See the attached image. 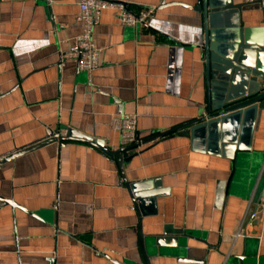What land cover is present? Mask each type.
Masks as SVG:
<instances>
[{"label": "crops", "instance_id": "1", "mask_svg": "<svg viewBox=\"0 0 264 264\" xmlns=\"http://www.w3.org/2000/svg\"><path fill=\"white\" fill-rule=\"evenodd\" d=\"M119 2L133 13L156 11L136 27L103 11L93 33L99 65L88 76L60 59L81 33L78 0H0V159L42 141L47 128L74 130L112 152L120 148L113 116L137 115L141 141L201 116L203 26L189 8L196 0ZM242 16L244 27H264V2ZM130 154L126 181L159 192L136 205L115 160L85 143L54 142L1 163L0 198L13 205L0 199V264H140L142 251L151 264H264L263 210L236 237L248 203L256 209L264 110L250 153L234 160L194 151L177 134Z\"/></svg>", "mask_w": 264, "mask_h": 264}, {"label": "water", "instance_id": "2", "mask_svg": "<svg viewBox=\"0 0 264 264\" xmlns=\"http://www.w3.org/2000/svg\"><path fill=\"white\" fill-rule=\"evenodd\" d=\"M261 3L196 0L195 6L189 7L200 15L204 36L201 49L205 65L206 96L203 113L198 119L166 132L152 134L144 141L112 152L104 147L101 140L68 130V135L60 140L43 139L15 150L1 158L0 164L54 142H59L60 145L69 141L85 143L115 160L125 187L137 201L134 202L136 205L145 196L159 194L157 191L147 192L153 187L150 182L134 184L127 182L124 177L123 166L133 157L134 154L130 153L136 147L177 134L189 137L194 151L230 160L236 159L240 154L250 153L256 115L258 110H264V27H244L242 9ZM252 179L253 202L257 209L264 197V168L258 170ZM225 184L226 182L217 184L218 205L224 199ZM157 188L155 185L154 189ZM1 200L13 205L10 200ZM138 234L142 245L141 225L138 227ZM142 255L143 261L140 264H151L143 251Z\"/></svg>", "mask_w": 264, "mask_h": 264}, {"label": "built area", "instance_id": "3", "mask_svg": "<svg viewBox=\"0 0 264 264\" xmlns=\"http://www.w3.org/2000/svg\"><path fill=\"white\" fill-rule=\"evenodd\" d=\"M245 2L257 3L264 2V0H245ZM105 10L114 11L115 20L123 27L146 26L156 11L155 8H144L138 13H133L127 10L126 6L119 0H78L76 22L81 26V33L73 40L69 50L61 54L60 59L61 61L70 60L74 62L78 69L88 76L99 65V50L95 45L93 33L102 12ZM110 128L113 132L118 133L120 148H126L141 142L137 136V115L135 114L113 116L110 121ZM67 135L68 130H51L47 128L44 139L60 140ZM138 148L136 147L131 151ZM251 204L250 201L246 207L236 237H244L243 229L257 219L258 209L264 211V197L257 209L253 210Z\"/></svg>", "mask_w": 264, "mask_h": 264}]
</instances>
